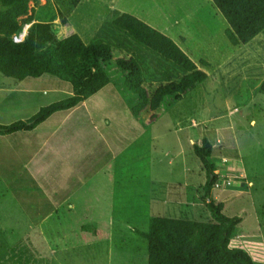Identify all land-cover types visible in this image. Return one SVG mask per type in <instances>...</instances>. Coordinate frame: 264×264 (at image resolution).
<instances>
[{
  "label": "rangeland",
  "instance_id": "1",
  "mask_svg": "<svg viewBox=\"0 0 264 264\" xmlns=\"http://www.w3.org/2000/svg\"><path fill=\"white\" fill-rule=\"evenodd\" d=\"M29 4L33 20L25 23V16H19L16 39L32 22L52 21L57 38L74 30L86 43L104 42L134 53L145 82L169 81L186 73L112 23L118 13L135 11L171 37L208 77L164 111L151 131L145 112L138 120L131 115L136 97L122 88L120 72L111 63L113 82L79 104V110L55 112L39 130L0 135V264H146L147 241L134 228L146 230L150 216L177 210L184 214L181 218L214 221L200 201L205 172L193 152L203 137L213 147L215 180L226 175L234 184L225 189L212 186L223 213L241 217L228 245L264 264V94L258 90L264 81V36L232 45L224 33L227 23L211 0ZM57 9L68 25L60 22ZM200 59L209 66L203 67ZM70 92L68 83L47 73L20 81L0 73V122L26 119ZM86 108L94 117L97 112V119L114 122L107 143L102 121L96 122L97 133L89 131ZM67 118L86 125L84 139L68 127ZM91 157V164L110 163L111 168L107 165L92 176L78 166ZM87 180L111 183L112 202L101 197V202L84 205L81 200L85 194L91 198V188L76 191ZM118 181L124 190L116 194ZM185 192L196 202L193 215H187V204L173 202L183 200Z\"/></svg>",
  "mask_w": 264,
  "mask_h": 264
},
{
  "label": "trees",
  "instance_id": "2",
  "mask_svg": "<svg viewBox=\"0 0 264 264\" xmlns=\"http://www.w3.org/2000/svg\"><path fill=\"white\" fill-rule=\"evenodd\" d=\"M31 1L0 0V73L19 81L47 73L68 83L71 92L40 106L26 119L0 122V135L32 131L55 112L67 111L100 93L114 80L111 63L120 72L122 88L136 97L130 106L131 115L138 120L145 112L149 123L155 122L208 77L171 37L129 12L116 15L112 23L186 73L169 81L145 82L134 53L122 52L104 42L86 43L74 30L57 38L54 32L56 23L52 21L32 22L24 39L16 41L13 35L20 30L22 23L19 16H25V23L33 20ZM211 3L225 19L224 33L232 45H246L257 35L264 36V0H211ZM57 14L63 25L69 24L62 11L57 9ZM199 63L203 67L209 66L205 59H200ZM258 90L264 94V81ZM212 150L206 137L202 138L201 146L193 145V152L205 172L200 199L214 221L150 216L146 230L134 228V232L147 241L146 264H256L246 252L228 245L241 217L225 215L223 203L213 198L216 165L211 159ZM120 183L122 181L115 185L116 194L124 190L118 185Z\"/></svg>",
  "mask_w": 264,
  "mask_h": 264
},
{
  "label": "crops",
  "instance_id": "3",
  "mask_svg": "<svg viewBox=\"0 0 264 264\" xmlns=\"http://www.w3.org/2000/svg\"><path fill=\"white\" fill-rule=\"evenodd\" d=\"M115 2V1H114ZM132 14H134V15H136V16H138L139 18H142L143 19V21L145 20V22L146 23H148V24H150L151 26H153V27H155L156 28V25L154 24V23H152L151 21H149V20H147L144 16H142V15H137V13H135V11H130ZM140 12V11H139ZM119 14V13H118ZM117 14V15H118ZM141 14V13H140ZM69 21V20H68ZM160 30V29H159ZM161 31V30H160ZM76 32V31H75ZM152 82V81H151ZM97 95V94H96ZM88 100V99H87ZM87 100H85L84 102H82V104H84V103H86V101ZM80 108H79V106H75V107H73V108H71V109H68V110H71V111H77V110H79ZM67 110V111H68ZM65 112V111H64ZM85 113H88V114H90L91 115V122L89 121V123H90V127H89V131L91 132V133H97L96 132V130H98V128H99V126H98V124L96 123V122H98V121H102L103 123H104V127H105V130H106V132L105 133H103V139H105V142L107 143V141H106V138H107V135L110 133L111 135H112V133H111V129L113 128V126H114V122H108V120H106V118H103V120L101 119V117H100V119H97L98 118V114H97V112H96V115H95V117H94V115H93V113H92V111L89 109V108H86V110H85ZM68 119V123H67V125H68V127H72V129H74L73 131L77 134V136L79 137V138H83L84 139V137L87 135V133H88V131H87V128H86V125L83 123V122H76L75 123V121H73V119L72 118H67ZM96 119V120H95ZM46 121V120H45ZM72 122H74L73 124H72ZM44 123V122H43ZM156 121L155 122H153L151 125H150V129H151V131H152V129L156 126ZM40 126H37L35 129H37V130H39L40 129V127H41V125H42V123L41 124H39ZM34 129V130H35ZM84 130V132L82 133L81 132V130ZM53 131H56V129H54V130H52L51 131V133L53 132ZM108 145V144H107ZM86 155H88V153H86V154H84V156H86ZM81 156H83V155H81ZM73 160V159H72ZM92 160V157L89 159V161L87 162V164H78V166L80 167V168H82V169H84V168H86V169H88L90 172H92L91 174H93L92 176H94L95 174H97V171L98 170H100V169H102L103 167L105 168L106 166H107V164L109 165L110 163H100V164H97V165H94V164H91L90 163V161ZM93 160H95V159H93ZM78 163V162H77ZM93 170H96V172H94ZM96 183H98V184H96ZM104 185V183L103 182H101V183H99V182H96L95 180H92V181H89V180H87V181H84L83 182V184H81V187L80 188H77L78 190L76 191V192H78L79 191V189H81V191H84L86 188H87V190L89 189V188H91V190H88V191H91L90 192V194H91V198L88 196V195H84L83 196V199L81 200V202H83V204L85 205V204H88L89 202H90V200L92 201V202H101V199H99V198H101V197H105L104 198V201L105 202H112V200H113V197L111 196V190H112V188H113V186H111V183H109L108 185H105V186H103ZM186 185V184H185ZM97 187H100V188H97ZM184 191V190H183ZM112 198V199H111ZM181 198H183V200L182 199H179V198H174V204L175 205H180V206H182L183 204H187V206H186V208H188L189 209V211L188 210H186V213H187V215H193L194 213H196L195 211H193L192 209H194V204H196V202H195V200H193V199H191V201H193V202H190L188 199V195H187V192H185L184 193V195H183V197H181ZM213 198L215 199V197L213 196ZM200 201H201V199H200ZM202 202V201H201ZM200 202V203H201ZM191 203V205H189ZM203 203V202H202ZM84 209V208H83ZM84 211H85V209H84ZM96 212H102L103 213V210L102 209H99V208H96ZM176 213L177 214H168L167 212H165V214L163 215L164 217H172V218H181L183 215L181 214H179L178 213V211L176 210ZM97 215V214H96Z\"/></svg>",
  "mask_w": 264,
  "mask_h": 264
},
{
  "label": "built area",
  "instance_id": "4",
  "mask_svg": "<svg viewBox=\"0 0 264 264\" xmlns=\"http://www.w3.org/2000/svg\"><path fill=\"white\" fill-rule=\"evenodd\" d=\"M24 34L25 33H21L18 39H16L15 36L13 38L16 41L23 40L24 39ZM238 177H242V176L240 175ZM213 185H214V187L216 189H225V188L233 186L234 184H233V181H232L231 177L223 175V176L217 178Z\"/></svg>",
  "mask_w": 264,
  "mask_h": 264
}]
</instances>
